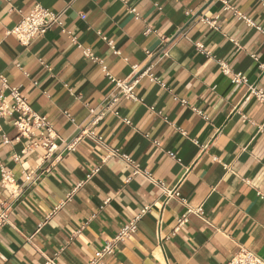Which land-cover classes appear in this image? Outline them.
<instances>
[{
	"label": "clouds",
	"instance_id": "1",
	"mask_svg": "<svg viewBox=\"0 0 264 264\" xmlns=\"http://www.w3.org/2000/svg\"><path fill=\"white\" fill-rule=\"evenodd\" d=\"M0 264H264V0H0Z\"/></svg>",
	"mask_w": 264,
	"mask_h": 264
}]
</instances>
